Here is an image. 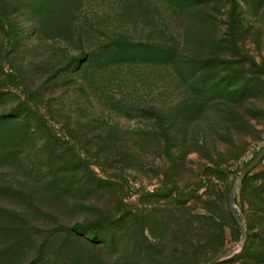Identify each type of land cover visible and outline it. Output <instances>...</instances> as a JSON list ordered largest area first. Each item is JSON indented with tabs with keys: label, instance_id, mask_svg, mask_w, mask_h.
Instances as JSON below:
<instances>
[{
	"label": "rangeland",
	"instance_id": "obj_1",
	"mask_svg": "<svg viewBox=\"0 0 264 264\" xmlns=\"http://www.w3.org/2000/svg\"><path fill=\"white\" fill-rule=\"evenodd\" d=\"M262 148L264 0H0V264H206Z\"/></svg>",
	"mask_w": 264,
	"mask_h": 264
},
{
	"label": "trees",
	"instance_id": "obj_2",
	"mask_svg": "<svg viewBox=\"0 0 264 264\" xmlns=\"http://www.w3.org/2000/svg\"><path fill=\"white\" fill-rule=\"evenodd\" d=\"M261 175L264 176V172ZM244 193L242 190V200L245 198ZM246 200H249L251 204L250 231L247 230L246 242L238 253L237 259L241 261V264H264V181L255 189L252 196L246 189Z\"/></svg>",
	"mask_w": 264,
	"mask_h": 264
},
{
	"label": "water",
	"instance_id": "obj_3",
	"mask_svg": "<svg viewBox=\"0 0 264 264\" xmlns=\"http://www.w3.org/2000/svg\"><path fill=\"white\" fill-rule=\"evenodd\" d=\"M263 160H264V148H262L242 168L240 173L236 176V178L232 184V187L230 189V192H229V196H228L229 209H230L231 213L233 214V216L235 217V219L237 221H239L240 224L242 225V232H241V238H240L239 243L235 246V248L211 258L206 264H214L220 260L227 259V258L231 257L239 247H242L245 244L246 238H247V229L244 225V217H243V214L241 212L240 206H239L238 202L236 201V194H237V190L239 188V185L241 184L243 179L248 174H250Z\"/></svg>",
	"mask_w": 264,
	"mask_h": 264
}]
</instances>
